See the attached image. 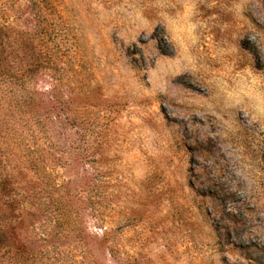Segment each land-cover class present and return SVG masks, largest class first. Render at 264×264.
<instances>
[{
  "label": "rangeland",
  "instance_id": "374dc122",
  "mask_svg": "<svg viewBox=\"0 0 264 264\" xmlns=\"http://www.w3.org/2000/svg\"><path fill=\"white\" fill-rule=\"evenodd\" d=\"M0 238L264 264V0H0Z\"/></svg>",
  "mask_w": 264,
  "mask_h": 264
},
{
  "label": "trees",
  "instance_id": "16d2710c",
  "mask_svg": "<svg viewBox=\"0 0 264 264\" xmlns=\"http://www.w3.org/2000/svg\"><path fill=\"white\" fill-rule=\"evenodd\" d=\"M33 43H35V40H32ZM3 243V244H2ZM11 247H9V245H7L5 242H2V239L0 238V255H5L6 253L7 254H10L9 252H11ZM22 250H25V252H22ZM39 250H35V249H29L27 245H21V248H18L16 251H12L13 252V255L14 257L16 258L17 260V263L18 264H21V263H24L23 261V258L24 256L23 255H26L28 257H31L32 255H36L38 253ZM1 255V256H2ZM90 264H95V263H90Z\"/></svg>",
  "mask_w": 264,
  "mask_h": 264
}]
</instances>
